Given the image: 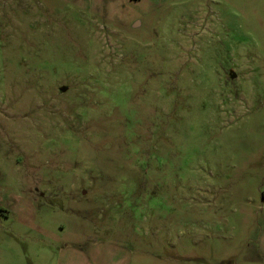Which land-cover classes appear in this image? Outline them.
Returning a JSON list of instances; mask_svg holds the SVG:
<instances>
[{
	"label": "rangeland",
	"instance_id": "374dc122",
	"mask_svg": "<svg viewBox=\"0 0 264 264\" xmlns=\"http://www.w3.org/2000/svg\"><path fill=\"white\" fill-rule=\"evenodd\" d=\"M0 264H264V0H0Z\"/></svg>",
	"mask_w": 264,
	"mask_h": 264
}]
</instances>
